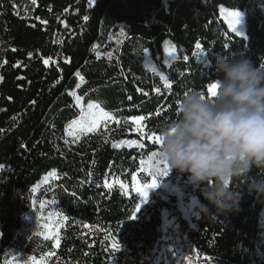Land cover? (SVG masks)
Here are the masks:
<instances>
[{
	"label": "trees",
	"instance_id": "trees-1",
	"mask_svg": "<svg viewBox=\"0 0 264 264\" xmlns=\"http://www.w3.org/2000/svg\"><path fill=\"white\" fill-rule=\"evenodd\" d=\"M222 6L245 12L244 36ZM232 56L264 67V0H0V264H153L164 209L178 222L168 264H264V196L243 181L239 211L217 214L204 185L168 168L208 206L205 215L196 204L193 227L175 197L154 196L135 217L138 196L107 186L153 177L162 165L150 137L177 117L183 93L209 98L217 59ZM88 99L120 125L69 135ZM104 233L119 235V251Z\"/></svg>",
	"mask_w": 264,
	"mask_h": 264
},
{
	"label": "clouds",
	"instance_id": "clouds-1",
	"mask_svg": "<svg viewBox=\"0 0 264 264\" xmlns=\"http://www.w3.org/2000/svg\"><path fill=\"white\" fill-rule=\"evenodd\" d=\"M215 68L216 95L183 93L177 117L158 127L159 155L169 169L205 186L217 214H228L239 211L240 181L248 194L264 196V67L232 56L218 58ZM197 209L208 214L207 205Z\"/></svg>",
	"mask_w": 264,
	"mask_h": 264
},
{
	"label": "rangeland",
	"instance_id": "rangeland-1",
	"mask_svg": "<svg viewBox=\"0 0 264 264\" xmlns=\"http://www.w3.org/2000/svg\"><path fill=\"white\" fill-rule=\"evenodd\" d=\"M239 13L238 18L233 17L232 13ZM220 14L225 23L228 25L229 29L239 35L244 36L246 25H245V12L242 9L234 8V7H228V6H222L220 9ZM238 19V23L235 24V29L233 30L232 27H230L229 21ZM170 41L168 38L164 39V50H165V57H170L175 50L170 45ZM153 60L147 56L145 60V65L150 66L152 65ZM94 104L98 107L92 109V111H100L103 110L98 102L88 99V100H82L80 101L81 106V113L78 117L74 118L72 121H70L66 126V132L71 136H79L83 133L91 132V131H80L76 128V126L73 124L74 121H80L82 117L90 111L88 109V104ZM104 112L109 113L108 111L103 110ZM110 114V113H109ZM111 115V114H110ZM129 121L133 122L137 128L141 126L142 119L140 117L132 118ZM119 120H112V119H104L101 122L98 123V125L92 130L97 131L100 128L104 127L105 129H111L114 126L120 125ZM159 136V135H157ZM156 136H151L150 139L153 141H156ZM169 168V167H168ZM174 172L178 175H181L178 170L174 169ZM187 174V173H186ZM188 175V174H187ZM153 180V177H150L148 180H143L141 178V173L137 172L133 178L131 183H127L119 178H111L107 181L108 187L118 186L122 188L124 191L130 193H135L138 196V204L139 211H137V207L135 210V217H138L142 215L146 208L153 203V197L161 198L163 200H169L171 197H175V203L176 207L181 213L182 217L189 221L190 225L194 226V221L197 217L196 212V204L197 200L193 196H185L181 189L179 188L177 182L174 179V176L170 173H167L162 179L157 178V186L155 188L148 189L147 199L145 201V198L141 196L140 192L137 191L138 187L146 186L150 184ZM188 181L192 183L188 176ZM163 223L161 226V238L155 248L154 257L155 261L153 264H168L169 263V252L168 249L171 246V243L173 241L174 235L176 233L178 222L177 218L167 209H164L163 212ZM104 239L108 241L110 247L112 248L113 241H119V248L121 247V241L119 235H114L113 233H104L102 234ZM36 264H57L55 262H50L49 259L41 260L36 262Z\"/></svg>",
	"mask_w": 264,
	"mask_h": 264
},
{
	"label": "snow or ice",
	"instance_id": "snow-or-ice-1",
	"mask_svg": "<svg viewBox=\"0 0 264 264\" xmlns=\"http://www.w3.org/2000/svg\"><path fill=\"white\" fill-rule=\"evenodd\" d=\"M33 3H35V0H33ZM89 3H92V0H89ZM233 17L238 18L239 13H232ZM85 19H87V17H85ZM238 23V19L235 20H230L229 24L230 27L233 28V30L235 29V24ZM197 49H201V45L197 44L196 45ZM202 50V49H201ZM184 59H187V57H184ZM45 63H47V61H45ZM77 75H79V73H77ZM170 87V85H169ZM218 89V84L216 82L211 83L208 85V92H209V99H211L212 97H214L216 95V91ZM98 107L97 105L88 104V109L90 111H88L80 121H74L73 124L76 126L77 129H79L80 131H92L99 122H101L104 119H112L111 115L107 112H104L103 110L100 111H92V109ZM140 119H144V117H140ZM156 142L159 143V145H161V140L159 136H156ZM135 143V141L133 142ZM153 157H157L159 155V153H152ZM160 164L162 165V167H158L155 168L154 170H151L149 172L150 175L153 176V180L150 184L146 185V186H141L137 188V191L140 192L141 196H143L145 198V201L147 199V194H148V189L151 188H155L157 186V174L158 175H167L169 169L167 166V163L163 160H160ZM2 167V166H0ZM137 211H139V206L137 207ZM112 249L114 251H119V241H113L112 243ZM33 264H35V261L33 262Z\"/></svg>",
	"mask_w": 264,
	"mask_h": 264
}]
</instances>
